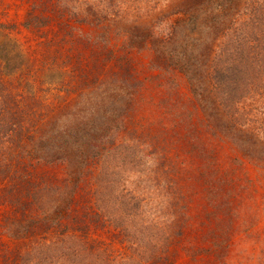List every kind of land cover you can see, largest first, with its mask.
I'll return each mask as SVG.
<instances>
[{
    "label": "trees",
    "instance_id": "16d2710c",
    "mask_svg": "<svg viewBox=\"0 0 264 264\" xmlns=\"http://www.w3.org/2000/svg\"><path fill=\"white\" fill-rule=\"evenodd\" d=\"M0 264H264V0H0Z\"/></svg>",
    "mask_w": 264,
    "mask_h": 264
},
{
    "label": "rangeland",
    "instance_id": "374dc122",
    "mask_svg": "<svg viewBox=\"0 0 264 264\" xmlns=\"http://www.w3.org/2000/svg\"><path fill=\"white\" fill-rule=\"evenodd\" d=\"M239 237H241V235H238V236L236 237V240H235L234 243H246V242H240L242 239L239 238ZM238 238H239V239H238ZM237 239H238V240H237Z\"/></svg>",
    "mask_w": 264,
    "mask_h": 264
}]
</instances>
